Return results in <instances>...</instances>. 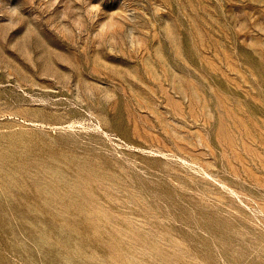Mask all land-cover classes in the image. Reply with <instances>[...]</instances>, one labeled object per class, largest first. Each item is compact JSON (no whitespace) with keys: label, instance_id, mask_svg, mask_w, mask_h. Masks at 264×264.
<instances>
[{"label":"rangeland","instance_id":"rangeland-1","mask_svg":"<svg viewBox=\"0 0 264 264\" xmlns=\"http://www.w3.org/2000/svg\"><path fill=\"white\" fill-rule=\"evenodd\" d=\"M0 264H264V0H0Z\"/></svg>","mask_w":264,"mask_h":264}]
</instances>
